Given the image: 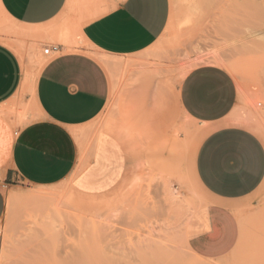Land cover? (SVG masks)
<instances>
[{
  "label": "rangeland",
  "instance_id": "1",
  "mask_svg": "<svg viewBox=\"0 0 264 264\" xmlns=\"http://www.w3.org/2000/svg\"><path fill=\"white\" fill-rule=\"evenodd\" d=\"M169 1L167 25L145 51L127 57L89 51L106 70L110 96L86 129L87 147L98 134L116 139L126 156L122 180L101 195L81 193L70 180L6 187L0 264H264V182L239 205L243 246L218 259L188 247L186 223L211 199L193 171L206 131L178 103L188 71L221 66L238 86L233 120L264 142V0ZM57 26L68 31L76 24L61 17ZM40 32L0 12V42L24 64L27 83L0 108L14 130L38 117L33 83L43 50L58 44Z\"/></svg>",
  "mask_w": 264,
  "mask_h": 264
},
{
  "label": "crops",
  "instance_id": "2",
  "mask_svg": "<svg viewBox=\"0 0 264 264\" xmlns=\"http://www.w3.org/2000/svg\"><path fill=\"white\" fill-rule=\"evenodd\" d=\"M0 12L23 28L40 29V38L58 42V50L44 56L33 83L38 117L14 130L12 119L0 114V222L8 186L50 187L70 180L86 195L109 192L124 176L126 156L121 144L105 134H98L88 150L86 129L110 96L106 70L89 51L121 57L145 51L163 33L170 1L0 0ZM61 17H70L76 27L62 31L56 27ZM26 85L24 64L0 42V108ZM178 103L206 131L193 171L211 199L187 221L186 243L200 257H228L245 244V220L238 209L264 182V142L233 120L238 86L221 66L188 71Z\"/></svg>",
  "mask_w": 264,
  "mask_h": 264
},
{
  "label": "built area",
  "instance_id": "3",
  "mask_svg": "<svg viewBox=\"0 0 264 264\" xmlns=\"http://www.w3.org/2000/svg\"><path fill=\"white\" fill-rule=\"evenodd\" d=\"M58 50V47L55 46V45H50L48 47H46L44 50H43V54L44 56H48L50 55L51 53L55 52ZM2 233V229H1V223H0V235Z\"/></svg>",
  "mask_w": 264,
  "mask_h": 264
},
{
  "label": "bare ground",
  "instance_id": "4",
  "mask_svg": "<svg viewBox=\"0 0 264 264\" xmlns=\"http://www.w3.org/2000/svg\"><path fill=\"white\" fill-rule=\"evenodd\" d=\"M38 196V195H37ZM159 213V212H158Z\"/></svg>",
  "mask_w": 264,
  "mask_h": 264
}]
</instances>
